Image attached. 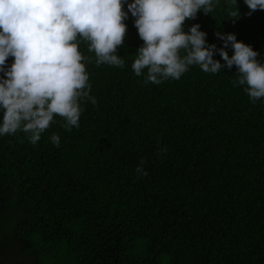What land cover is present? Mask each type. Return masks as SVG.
<instances>
[{
	"label": "trees",
	"instance_id": "16d2710c",
	"mask_svg": "<svg viewBox=\"0 0 264 264\" xmlns=\"http://www.w3.org/2000/svg\"><path fill=\"white\" fill-rule=\"evenodd\" d=\"M237 9L231 18L218 0L184 31L199 24L217 49V32L235 34L264 63V10ZM134 21L123 68L97 67L80 44L97 104L82 103L78 128L56 117L36 145L0 136V264H264V98L233 87L235 65L145 84L131 68L143 45Z\"/></svg>",
	"mask_w": 264,
	"mask_h": 264
},
{
	"label": "clouds",
	"instance_id": "9594fccd",
	"mask_svg": "<svg viewBox=\"0 0 264 264\" xmlns=\"http://www.w3.org/2000/svg\"><path fill=\"white\" fill-rule=\"evenodd\" d=\"M248 15L264 10V0H244ZM218 0H0V136L24 133L36 145L56 117L61 127L78 128L84 111L82 103L97 104L86 64L94 53V63L123 68L125 61L117 54L127 35L129 12L143 45L137 49L131 65L144 83L160 85L170 79L180 80L190 66L210 74L236 66L233 87L244 91L255 104L264 98V63L251 46L238 41L235 34L217 32L223 47L207 44L199 24L187 32L184 24L197 13L210 14ZM239 17L237 0H228ZM127 5V11L124 5ZM231 46L233 54L226 49ZM218 51L225 62L214 59ZM13 58L10 66L6 64ZM60 136L53 133L52 144L60 146ZM23 142V141H21ZM167 152L158 149V155ZM141 158L135 168L136 178L148 176Z\"/></svg>",
	"mask_w": 264,
	"mask_h": 264
}]
</instances>
